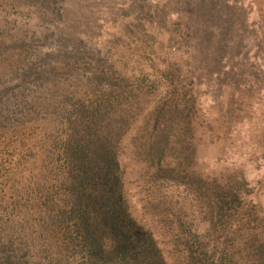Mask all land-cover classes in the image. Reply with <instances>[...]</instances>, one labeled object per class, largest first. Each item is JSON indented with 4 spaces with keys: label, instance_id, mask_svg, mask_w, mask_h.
Instances as JSON below:
<instances>
[{
    "label": "rangeland",
    "instance_id": "obj_1",
    "mask_svg": "<svg viewBox=\"0 0 264 264\" xmlns=\"http://www.w3.org/2000/svg\"><path fill=\"white\" fill-rule=\"evenodd\" d=\"M72 128L110 141L109 264H264V0H0V264H99Z\"/></svg>",
    "mask_w": 264,
    "mask_h": 264
},
{
    "label": "trees",
    "instance_id": "obj_2",
    "mask_svg": "<svg viewBox=\"0 0 264 264\" xmlns=\"http://www.w3.org/2000/svg\"><path fill=\"white\" fill-rule=\"evenodd\" d=\"M72 129L65 151L66 162L69 168L67 182L77 192L80 205L85 201L83 185L87 181L93 183L95 197L91 196L90 198L92 205L91 203L90 206L87 204L90 211H88V214L86 210L85 212L82 211L83 230H85L83 235L91 258L99 264H109L110 259H113V257L110 258V252L104 250L105 247L102 245L103 238L100 237L98 229L91 232V225L103 226L105 224L106 226H110L112 230H116L118 228L117 217L123 213L120 210L122 193L117 182V169L113 165L115 163L114 156L107 150V143H110V141L102 137L100 138L99 133H95L94 135L97 138L90 139L91 144L84 146L80 144L81 139L78 137L76 130ZM97 129L91 128L90 134L95 131L99 132ZM87 134H89V129L87 130ZM107 185H111L112 190L105 192L108 189ZM89 215L95 216V220H92L91 217L90 222ZM98 218L101 219L99 222ZM127 233L125 230L115 232L117 244L121 248L132 244V239ZM140 247L145 250L146 254L149 251H153L157 254L160 262L163 263L160 250L152 237L144 236ZM122 258L125 257L123 256ZM110 264H113V262Z\"/></svg>",
    "mask_w": 264,
    "mask_h": 264
}]
</instances>
